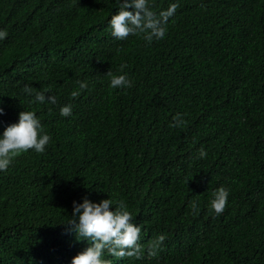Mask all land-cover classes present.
Here are the masks:
<instances>
[{"label": "trees", "instance_id": "1", "mask_svg": "<svg viewBox=\"0 0 264 264\" xmlns=\"http://www.w3.org/2000/svg\"><path fill=\"white\" fill-rule=\"evenodd\" d=\"M177 1L148 44L105 35L117 0H0L2 103L32 109L25 85L56 97L37 107L47 150L0 173V264H71L87 242L64 223L84 197L123 200L145 249L167 237L156 257L112 264H264V0ZM121 64L133 86L112 89ZM178 113L187 123L171 127Z\"/></svg>", "mask_w": 264, "mask_h": 264}, {"label": "clouds", "instance_id": "2", "mask_svg": "<svg viewBox=\"0 0 264 264\" xmlns=\"http://www.w3.org/2000/svg\"><path fill=\"white\" fill-rule=\"evenodd\" d=\"M119 10L114 14H105L101 17V28L105 35L117 40H126L129 36H138L148 44L154 40H161L167 33V22L179 7L177 0H171L166 11L159 15L152 10L150 2L159 0H117ZM115 2V0H114ZM113 11V10H112ZM108 15V17H107ZM7 30L0 25V40L7 37ZM126 64H121L119 72L113 74L112 70L105 74L110 77V88L124 89L133 86L124 69ZM79 89L87 88V82L77 81ZM31 99L32 109L23 108L15 110L5 106L0 98V173H6L13 165L15 159L23 158V154H43L51 142V136L45 130L42 118L37 107L45 102L56 103V97L46 96L25 85L23 90ZM47 91V90H46ZM80 91H73L72 98H77ZM46 111V108H43ZM60 115H72V105L60 108ZM187 121L183 114H177L171 127H184ZM207 152L202 148L199 158L206 157ZM229 191L221 186L212 192L210 210L215 215H221L228 202ZM111 198L93 202L87 197L81 203L73 202V211L70 219L64 225L73 232L77 241H86L87 247L77 253L71 264H112V260L135 258L143 259L145 251L148 257H156L166 240L165 234H160L149 241L147 247L140 242L142 227L133 223V215L127 210L123 200H119L115 207ZM193 212L198 210L195 200L190 203Z\"/></svg>", "mask_w": 264, "mask_h": 264}]
</instances>
